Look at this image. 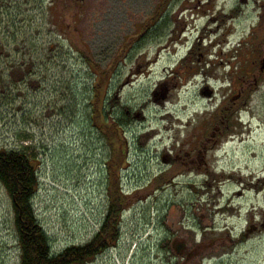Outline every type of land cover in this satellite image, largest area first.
I'll return each mask as SVG.
<instances>
[{
	"label": "rangeland",
	"instance_id": "374dc122",
	"mask_svg": "<svg viewBox=\"0 0 264 264\" xmlns=\"http://www.w3.org/2000/svg\"><path fill=\"white\" fill-rule=\"evenodd\" d=\"M21 4L10 3L0 23V154L35 161L34 209L52 252L100 233L108 162L126 167L129 205L120 241L88 264H161L164 226L180 224L194 240L197 215L205 225L210 215L213 237L224 240L226 197L238 179L227 171L248 168L246 187L264 167V0ZM96 84L108 87L106 115L120 137L92 119ZM218 116L239 119L244 133H226L218 163L213 149L193 163L185 155L211 146ZM15 216L0 184V264H20Z\"/></svg>",
	"mask_w": 264,
	"mask_h": 264
},
{
	"label": "flooded vegetation",
	"instance_id": "af4514ba",
	"mask_svg": "<svg viewBox=\"0 0 264 264\" xmlns=\"http://www.w3.org/2000/svg\"><path fill=\"white\" fill-rule=\"evenodd\" d=\"M17 1H0V19L5 15L9 17V4ZM21 7L22 11L23 9L36 10L40 7V0H22ZM12 10V14L21 11L15 6ZM20 71L32 72V70L24 71V66L19 67ZM263 72L264 69L261 73ZM237 121L238 124L235 126L229 124L228 116L215 118L214 129L211 130L212 135L208 139L211 146L204 145L203 151L201 146H197L195 152L187 153L185 156L190 155V159L196 163L201 160L202 154L208 153V149H213L214 163H218L228 145V142L224 140L226 133H237L239 137L244 133L242 122L239 119ZM229 137L233 144L236 138L234 135ZM238 143H243V140L241 139ZM236 167H231L227 171L230 180L233 176L238 179L237 188L231 190L226 197L225 239L213 237L212 230L215 224L210 215L206 225L202 219L204 216L197 215L198 219L193 227L194 240L188 237L184 226L179 224L178 227H173L171 224L174 223L170 220L164 226L165 237L158 248L157 258L161 264H264V167L254 172L255 175L246 187L242 179L244 177L241 178V176L248 173V168ZM202 225L206 229H202ZM221 240L224 243L220 246Z\"/></svg>",
	"mask_w": 264,
	"mask_h": 264
},
{
	"label": "trees",
	"instance_id": "16d2710c",
	"mask_svg": "<svg viewBox=\"0 0 264 264\" xmlns=\"http://www.w3.org/2000/svg\"><path fill=\"white\" fill-rule=\"evenodd\" d=\"M93 72L96 74L97 71ZM93 89L92 119L105 126L108 133L120 137V127L106 115L108 87L103 89L96 84ZM111 127H117V129L112 130ZM119 157H123V153L119 152ZM34 162L25 152L0 154V184L4 186L13 202L18 246L21 252L20 264H86L105 250L115 246L120 238L122 213L129 199L124 195L121 184V172L126 167L120 162L108 164L109 202L100 233L84 246L70 247L60 254H55L52 252L51 240L39 223L34 209L33 202L39 189Z\"/></svg>",
	"mask_w": 264,
	"mask_h": 264
}]
</instances>
